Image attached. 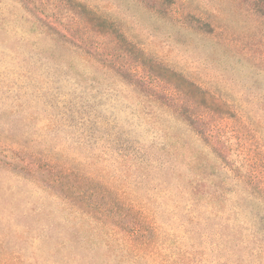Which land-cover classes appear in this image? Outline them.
<instances>
[{"label": "rangeland", "instance_id": "1", "mask_svg": "<svg viewBox=\"0 0 264 264\" xmlns=\"http://www.w3.org/2000/svg\"><path fill=\"white\" fill-rule=\"evenodd\" d=\"M141 50L229 116L191 125L203 106L179 110ZM181 250L264 264V0H0V264Z\"/></svg>", "mask_w": 264, "mask_h": 264}, {"label": "trees", "instance_id": "2", "mask_svg": "<svg viewBox=\"0 0 264 264\" xmlns=\"http://www.w3.org/2000/svg\"><path fill=\"white\" fill-rule=\"evenodd\" d=\"M80 7L82 6L80 5ZM82 9H83L82 14L84 16V19L92 18L95 21L96 26H98L99 28L107 27L108 29L111 30V34L116 35L115 40H113L114 45H118L119 47L128 46V44L126 43L127 41L126 37L123 34V32H121L119 28L115 26V24H111L110 22H108L107 19L102 15V13L95 12L94 10L87 8V7H84ZM137 59H138V62H137L138 68H147L149 72L151 73V75L154 76V79L156 81L163 82L170 87L168 90H166V93H165L166 97L168 99L172 98L170 99L171 102H174L175 101L174 99L177 98L176 103L180 102L179 110L188 111L189 109L192 108V103L194 104L193 108L199 107L198 105L203 106L202 109H204L205 113L199 116H195V117H193L192 115L188 116L189 119H187V121H189L191 125H195L199 121L201 122L202 120H204V118H207L210 115V113L217 112L218 109L223 110L222 111L223 115L229 116L228 114L229 105L226 103L222 104V101L220 99H218L217 97H215L214 95L210 93L205 94L202 91V89L197 86L198 85L197 83L193 82L192 80L187 79L182 74L174 70H171L167 67H162L157 62H152V60L148 58L147 54H145L143 50L137 53ZM136 71L137 70L132 69L131 73L136 74ZM192 98L196 100L195 101L193 100L192 102ZM198 181L202 182L201 180H198ZM75 200L77 199L75 198ZM212 204H215V201ZM72 213L75 214L74 212ZM97 227L99 228V225H97ZM101 229L103 230V227ZM106 233H109V231H106ZM106 238H107V241H109L111 236L109 234H106ZM114 247L119 248L120 246H113L108 243L107 244L108 252L117 258H122L123 260H127V262H131V260H133L134 262H137L139 258L141 257L139 256V254H136L134 252V249H131V248L123 249L121 247L119 248L120 254L116 256ZM211 250H212V253H214L216 251V248H211ZM164 255L165 254L161 255V257L164 258ZM199 256L204 257L205 256L204 251L203 252L197 251V250L192 251V258L196 260L197 257ZM186 257H189V254L181 250V252L176 254L175 264H187ZM219 257H223V255H219ZM202 262L203 260H196L195 264H203ZM214 264H219V263L216 260H214Z\"/></svg>", "mask_w": 264, "mask_h": 264}]
</instances>
